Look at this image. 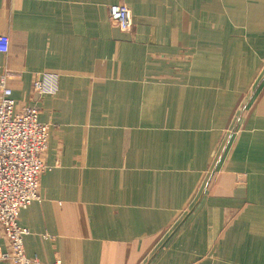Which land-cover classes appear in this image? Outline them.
Wrapping results in <instances>:
<instances>
[{"label": "crops", "instance_id": "0c3cea01", "mask_svg": "<svg viewBox=\"0 0 264 264\" xmlns=\"http://www.w3.org/2000/svg\"><path fill=\"white\" fill-rule=\"evenodd\" d=\"M0 36L16 105L53 90L29 258L264 264V0H0Z\"/></svg>", "mask_w": 264, "mask_h": 264}, {"label": "built area", "instance_id": "2783aa9c", "mask_svg": "<svg viewBox=\"0 0 264 264\" xmlns=\"http://www.w3.org/2000/svg\"><path fill=\"white\" fill-rule=\"evenodd\" d=\"M109 20L123 32L131 29L130 10L124 4L111 8ZM9 50V38L0 36V54L7 55ZM48 83L40 79L33 83L38 104L49 88ZM12 96L4 76L0 79V235L7 245L0 252V262L37 264L35 258L25 253L23 237L27 230L20 226L19 220L22 211L40 200V180L48 170L44 157L50 126L39 121L38 104L19 108Z\"/></svg>", "mask_w": 264, "mask_h": 264}, {"label": "rangeland", "instance_id": "374dc122", "mask_svg": "<svg viewBox=\"0 0 264 264\" xmlns=\"http://www.w3.org/2000/svg\"><path fill=\"white\" fill-rule=\"evenodd\" d=\"M119 5V4H118ZM115 6V5H114ZM113 6H111L110 8H109V13L111 12V8H112ZM128 7V6H127ZM129 8V7H128ZM129 10H130V8H129ZM130 18H131V23H132V14H131V10H130ZM115 28H118L119 30H121L120 28H119V26L118 25H115L114 26ZM130 31V30H129ZM128 31V32H129ZM52 88H54V87H52ZM53 92V90H51V88L49 89V88H46L45 89V94L46 93H52Z\"/></svg>", "mask_w": 264, "mask_h": 264}]
</instances>
